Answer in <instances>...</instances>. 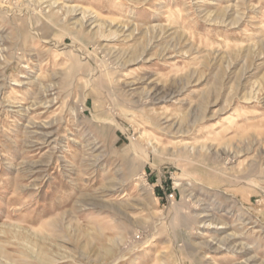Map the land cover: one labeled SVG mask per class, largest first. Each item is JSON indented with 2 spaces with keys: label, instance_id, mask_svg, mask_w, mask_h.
Instances as JSON below:
<instances>
[{
  "label": "rangeland",
  "instance_id": "374dc122",
  "mask_svg": "<svg viewBox=\"0 0 264 264\" xmlns=\"http://www.w3.org/2000/svg\"><path fill=\"white\" fill-rule=\"evenodd\" d=\"M0 264H264V0H0Z\"/></svg>",
  "mask_w": 264,
  "mask_h": 264
}]
</instances>
